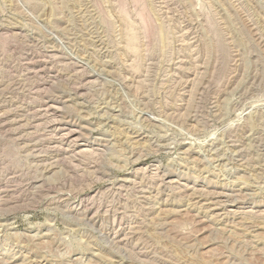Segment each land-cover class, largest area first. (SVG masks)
I'll return each mask as SVG.
<instances>
[{
    "label": "rangeland",
    "instance_id": "374dc122",
    "mask_svg": "<svg viewBox=\"0 0 264 264\" xmlns=\"http://www.w3.org/2000/svg\"><path fill=\"white\" fill-rule=\"evenodd\" d=\"M0 264H264V0H0Z\"/></svg>",
    "mask_w": 264,
    "mask_h": 264
},
{
    "label": "bare ground",
    "instance_id": "6f19581e",
    "mask_svg": "<svg viewBox=\"0 0 264 264\" xmlns=\"http://www.w3.org/2000/svg\"><path fill=\"white\" fill-rule=\"evenodd\" d=\"M70 138L74 139L76 138L74 130H69L68 133H66ZM66 135V136H67ZM75 140V139H74Z\"/></svg>",
    "mask_w": 264,
    "mask_h": 264
}]
</instances>
